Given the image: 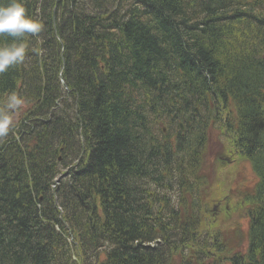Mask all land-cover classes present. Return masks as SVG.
<instances>
[{
    "label": "trees",
    "instance_id": "1",
    "mask_svg": "<svg viewBox=\"0 0 264 264\" xmlns=\"http://www.w3.org/2000/svg\"><path fill=\"white\" fill-rule=\"evenodd\" d=\"M24 4L43 27L0 74V101L27 107L0 138V264H207L197 196L159 194L206 181L202 132L231 109L264 179V0ZM258 232L246 264H264Z\"/></svg>",
    "mask_w": 264,
    "mask_h": 264
},
{
    "label": "rangeland",
    "instance_id": "2",
    "mask_svg": "<svg viewBox=\"0 0 264 264\" xmlns=\"http://www.w3.org/2000/svg\"><path fill=\"white\" fill-rule=\"evenodd\" d=\"M210 128L216 135L214 128ZM217 131L221 138V131ZM231 148L225 138L208 142L205 162L201 164V173L207 181H202L201 189L205 191L202 204L208 203V209L202 215L203 224L213 231L211 234L217 233L228 252L234 253L245 250L249 218L243 201L257 178L247 161L230 155ZM210 221L213 223L208 224Z\"/></svg>",
    "mask_w": 264,
    "mask_h": 264
},
{
    "label": "clouds",
    "instance_id": "3",
    "mask_svg": "<svg viewBox=\"0 0 264 264\" xmlns=\"http://www.w3.org/2000/svg\"><path fill=\"white\" fill-rule=\"evenodd\" d=\"M42 23L30 16L24 0H10L0 6V35L11 37L9 43L0 45V74L22 64L28 51L26 35H36ZM26 105V98L11 91L0 101V138L7 137L15 126V118Z\"/></svg>",
    "mask_w": 264,
    "mask_h": 264
}]
</instances>
